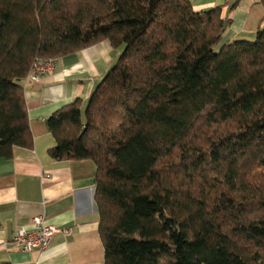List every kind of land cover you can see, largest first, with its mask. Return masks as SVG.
<instances>
[{"label": "trees", "instance_id": "16d2710c", "mask_svg": "<svg viewBox=\"0 0 264 264\" xmlns=\"http://www.w3.org/2000/svg\"><path fill=\"white\" fill-rule=\"evenodd\" d=\"M220 9L0 0V158L31 145L36 58L121 47L85 103L45 119L51 158L95 164L104 264H264V26L220 44Z\"/></svg>", "mask_w": 264, "mask_h": 264}, {"label": "crops", "instance_id": "0c3cea01", "mask_svg": "<svg viewBox=\"0 0 264 264\" xmlns=\"http://www.w3.org/2000/svg\"><path fill=\"white\" fill-rule=\"evenodd\" d=\"M188 1L195 11L220 6L227 22L220 44L251 40L264 26V0ZM119 51L105 39L56 58L55 67L38 82L21 80L32 140L29 147L13 146L10 158H0V262L104 264L93 198L95 164L90 159L51 158L47 149L54 138L45 119L75 98L85 103ZM37 214L59 229L46 249L24 251L3 244Z\"/></svg>", "mask_w": 264, "mask_h": 264}, {"label": "built area", "instance_id": "2783aa9c", "mask_svg": "<svg viewBox=\"0 0 264 264\" xmlns=\"http://www.w3.org/2000/svg\"><path fill=\"white\" fill-rule=\"evenodd\" d=\"M55 67L53 58H36L26 76L30 81L38 82L40 78ZM59 229L48 223L43 215L37 214L30 217L28 226L16 229L11 238L3 244L11 245L24 251H40L48 247L50 239ZM64 233L66 229H62Z\"/></svg>", "mask_w": 264, "mask_h": 264}, {"label": "rangeland", "instance_id": "374dc122", "mask_svg": "<svg viewBox=\"0 0 264 264\" xmlns=\"http://www.w3.org/2000/svg\"><path fill=\"white\" fill-rule=\"evenodd\" d=\"M119 50H121V47H119Z\"/></svg>", "mask_w": 264, "mask_h": 264}]
</instances>
